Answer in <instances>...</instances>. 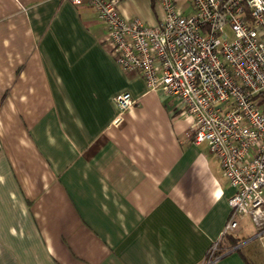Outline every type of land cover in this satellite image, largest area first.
<instances>
[{
	"label": "crops",
	"instance_id": "crops-1",
	"mask_svg": "<svg viewBox=\"0 0 264 264\" xmlns=\"http://www.w3.org/2000/svg\"><path fill=\"white\" fill-rule=\"evenodd\" d=\"M118 8L161 15L153 0ZM94 12L0 0V264H201L233 189L180 105L118 67ZM122 91L136 102L113 123ZM252 227L211 264H264Z\"/></svg>",
	"mask_w": 264,
	"mask_h": 264
},
{
	"label": "built area",
	"instance_id": "built-area-1",
	"mask_svg": "<svg viewBox=\"0 0 264 264\" xmlns=\"http://www.w3.org/2000/svg\"><path fill=\"white\" fill-rule=\"evenodd\" d=\"M119 1L68 0L94 9L118 67L175 100L191 119V143L203 142L218 161L233 192L220 238L201 263L211 264L237 216L264 234V0H153L161 15L149 26L121 16ZM113 100L119 123L136 99L122 91Z\"/></svg>",
	"mask_w": 264,
	"mask_h": 264
},
{
	"label": "rangeland",
	"instance_id": "rangeland-1",
	"mask_svg": "<svg viewBox=\"0 0 264 264\" xmlns=\"http://www.w3.org/2000/svg\"><path fill=\"white\" fill-rule=\"evenodd\" d=\"M154 3V2H153ZM155 4V3H154ZM185 6H183L182 7V9H180V11L182 12H187V10H188V8H189V4L187 3V4H184ZM260 106H261V108L264 110V100L261 102V104H260ZM237 220H238V218H237ZM238 225H239V228H241L247 235L249 234V233H252V224H250V222H249V220H247L246 222H245V224L244 223H241L239 220H238ZM223 239L225 240V238L223 237ZM220 243H222V240H221V242ZM220 243H218V245H217V250H219V248H220ZM260 247V246H259ZM259 250H264V245H262V247H260L259 248Z\"/></svg>",
	"mask_w": 264,
	"mask_h": 264
},
{
	"label": "trees",
	"instance_id": "trees-1",
	"mask_svg": "<svg viewBox=\"0 0 264 264\" xmlns=\"http://www.w3.org/2000/svg\"><path fill=\"white\" fill-rule=\"evenodd\" d=\"M224 238H225V243H226V245H228V248H230V247H235L236 246V244H237V240H235V239H233L232 237H231V235H226V236H224ZM219 254H220V252H219Z\"/></svg>",
	"mask_w": 264,
	"mask_h": 264
}]
</instances>
